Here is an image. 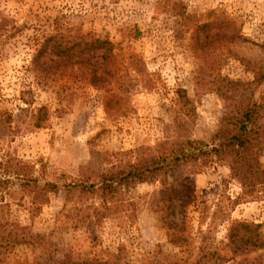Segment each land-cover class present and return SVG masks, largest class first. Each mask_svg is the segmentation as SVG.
<instances>
[{
    "label": "rangeland",
    "instance_id": "1",
    "mask_svg": "<svg viewBox=\"0 0 264 264\" xmlns=\"http://www.w3.org/2000/svg\"><path fill=\"white\" fill-rule=\"evenodd\" d=\"M55 32L108 39L107 81L41 72L32 57ZM261 75L264 0H0V224L25 227L0 264H264V182L246 191L225 161L175 162L106 196L74 186L137 148L209 142L234 105L258 108L264 170ZM20 177L55 184L48 200ZM232 230L257 245L236 247Z\"/></svg>",
    "mask_w": 264,
    "mask_h": 264
},
{
    "label": "trees",
    "instance_id": "2",
    "mask_svg": "<svg viewBox=\"0 0 264 264\" xmlns=\"http://www.w3.org/2000/svg\"><path fill=\"white\" fill-rule=\"evenodd\" d=\"M111 51L112 44L108 39L91 37L81 32L68 36L55 32L45 36L32 60L41 72L46 71L47 74L58 72L56 70L65 73L63 69L75 67L80 71L82 78L91 85L99 86L107 81L104 76L110 72ZM52 54L56 56V62L53 65L43 66L45 61L40 63L39 57ZM263 76H256V79ZM257 110L255 105L245 106L243 109L234 105L231 111L234 114L237 112V117L229 120L228 125L222 123L211 135L209 142L177 135L147 150L142 147L137 148L135 160L112 163L102 172L82 168L79 181L74 183L78 189V196L88 197L95 193L106 196L122 184L163 179L173 163L183 160L198 161L199 165H204L213 159L225 161L231 175L240 181L246 191L247 188L250 190L256 183L264 182V170L257 166L260 151L254 147V142L258 140L257 136L260 134L253 125ZM37 126H39L38 123ZM20 178L33 192L32 202L39 198L46 202L48 200L46 192L55 186L49 182L39 186L35 178ZM21 185L23 186L22 183ZM10 225L11 228L4 234L0 224V242L23 241L21 236L25 235V227L17 223H10ZM230 235L238 248H245L249 242L252 246L257 245L250 236H246L244 232L239 233V230L236 232L232 230Z\"/></svg>",
    "mask_w": 264,
    "mask_h": 264
}]
</instances>
